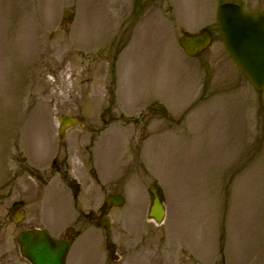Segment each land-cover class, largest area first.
Listing matches in <instances>:
<instances>
[{
  "label": "rangeland",
  "instance_id": "374dc122",
  "mask_svg": "<svg viewBox=\"0 0 264 264\" xmlns=\"http://www.w3.org/2000/svg\"><path fill=\"white\" fill-rule=\"evenodd\" d=\"M150 1L127 0L121 9L124 13L128 12L130 17H133L132 11L134 15L137 11L143 15H153L158 11H164L168 15L173 13L181 18L178 21L179 26L184 23L183 27L193 30L201 24L210 23L211 20L214 22L215 10L220 4L238 3L253 9L264 6V0H162L161 4H155L157 7H149ZM165 1L172 5V11L164 5ZM109 4L111 7L120 6L117 0H0L1 159L4 148L11 147L16 140L20 145L22 137L25 139L23 144L30 152L39 150L43 153L48 135L57 130L52 105L60 107L59 114L74 112L70 108L71 103H68L72 99L67 98L76 96L77 85L81 83L100 87L103 69L92 71L91 61L94 59L103 66L105 59L106 67L107 60L111 57L105 40V25H101L99 20L107 15L105 12L108 11ZM64 11H72L74 15L68 26L66 41L57 42L54 34L49 37L52 34L48 32L49 29L42 35L43 44L47 45L43 48H47L48 55L47 52L44 55H35L39 48L38 45H32V37L38 44L44 31L40 25L51 26ZM109 21L119 24L124 23V18L116 16ZM155 30L159 35L157 40L150 35L149 30L136 28L134 32L141 40L144 35L148 37L144 42L138 39L135 46L131 44L127 47V55L131 52L128 60L126 56L120 57L121 51L116 53V60L113 58L110 83L114 91L112 95L116 99L112 105L115 108L113 112H122L121 109L125 108L126 101H122L131 94L132 86L133 91L136 90L137 83L134 82L140 80V68L147 76L141 84L158 86L160 82L157 85L156 80L161 78L160 91L154 94L157 96L159 92V99L171 111V117L154 121L156 135L153 137L154 142L149 144H143L141 139L144 140V135L140 139L139 133H146L147 125L153 121L140 122L139 118L135 125L125 124L124 121L128 120L124 117H118L117 122L114 120L110 134L114 139V155L119 161L115 165L108 161L107 165L108 159L113 161V143L112 140L109 142L108 136L100 139L101 147H95L92 157L99 170L100 182H109L110 171V179L117 188L115 191L124 193L120 189L122 181L127 176H132L133 170L127 162L130 159L128 149L124 145H117L116 141L126 133L132 137V131H135L139 146L136 159L151 165H147L149 169L145 172L154 175L164 193L165 222L160 230L152 231L149 238L150 247L160 244L158 248L164 255L158 264H172L177 259L176 249L170 247L171 243L178 245V249L183 246L185 251L188 250L190 256L184 259L190 260V263L194 261L193 264H264V91L258 93L253 90L222 47L218 50L215 45L209 47L200 59L185 58L176 52L178 48L174 36L170 34V37L158 27ZM209 30L217 40L216 29L212 27ZM178 32L180 28L177 29ZM72 41L80 43V46L76 45V51L70 50L69 55L66 52L62 54L64 49L66 51L67 44ZM78 51L86 59L84 62L87 68L82 65L83 59ZM161 53L163 54L160 56ZM181 63L196 67L203 88L194 110L187 114H181L187 107L183 103L186 89L193 87L191 97H196L199 90L196 79L187 85L177 83L181 81L178 69ZM167 78L172 82L165 87L163 83ZM45 86L46 89L43 90ZM47 90L49 101L42 93ZM171 97L174 101L170 100ZM165 98L168 99L167 103ZM178 98L182 102H178ZM116 101L122 106L115 107ZM93 107L91 104L90 112H93ZM82 109L87 111L88 106L83 105ZM152 111L157 115L161 114L157 108ZM177 116L182 119L175 122ZM108 117L114 118V114H109ZM159 128L161 131L158 134ZM163 128H171L173 131L163 132ZM84 140L89 142L87 136ZM62 142L63 140H59L60 144ZM167 146L172 149L171 159L170 155L166 158L165 151L170 150ZM99 150L101 155L98 154ZM169 164L178 167L170 168ZM163 165L166 167L163 168ZM123 166L126 175L122 173ZM190 182L191 186L188 185L187 188V183ZM84 185L86 192L83 193V198L86 201L93 198L90 193L93 192L90 177L85 179ZM53 187L50 192H43L41 189L34 196L38 199L28 198V210L34 225L42 226L49 233L57 231V228L66 233L75 218L76 211L71 205L74 201L68 191L52 192ZM139 189L141 191L132 193L131 199H145L142 187ZM23 190L25 188L19 185L18 191ZM199 195L203 196L200 207L206 214L205 217L197 215L199 222L195 227L193 220L196 216L190 218L187 214L193 213L190 211L192 204L194 205L192 200ZM10 203L9 200L0 199V264H26L16 252L13 241H16V234L20 230L31 225V215L26 212L23 222L19 225L11 224L8 216ZM196 203L198 200H195ZM143 207H146L145 201ZM23 208L25 210V206ZM128 211L130 212L129 208ZM117 213L119 218L120 214L124 218L127 213L126 205L122 212L121 208L117 209ZM180 220H184L182 226L188 223L187 228L180 226ZM76 225L79 227V224ZM106 238L122 241L124 237L121 224H114L109 232L96 227L87 228L81 239L70 247L66 264H102ZM181 240L186 243L183 244ZM143 255L149 256L145 252ZM182 256L184 254L178 253L177 261L182 263Z\"/></svg>",
  "mask_w": 264,
  "mask_h": 264
},
{
  "label": "water",
  "instance_id": "95a60500",
  "mask_svg": "<svg viewBox=\"0 0 264 264\" xmlns=\"http://www.w3.org/2000/svg\"><path fill=\"white\" fill-rule=\"evenodd\" d=\"M218 31L227 53L256 91L264 89V12L245 10L225 3L216 11ZM209 39L183 37L181 46L188 54L204 49ZM150 215L160 221L163 210L155 197ZM21 254L31 264H65L68 245L54 242L38 231L19 235Z\"/></svg>",
  "mask_w": 264,
  "mask_h": 264
},
{
  "label": "flooded vegetation",
  "instance_id": "af4514ba",
  "mask_svg": "<svg viewBox=\"0 0 264 264\" xmlns=\"http://www.w3.org/2000/svg\"><path fill=\"white\" fill-rule=\"evenodd\" d=\"M10 142H12V139H10ZM69 164H68V157L65 155L64 158L60 159L59 166H55L54 169L51 172V178L57 176L59 181L63 185V189H68L69 193L73 196L72 199L74 203L72 204V208L74 211H76V224L79 223V219L77 218V214L81 215L85 220L86 223H93V224H101L102 219L105 215L108 214V208L104 202H101L98 206L94 203L93 199H89L85 205L87 207L86 212L81 213V208L78 205L77 196L79 194V186L76 184L74 179L69 177ZM29 174L33 173V170L28 167L27 165V159L22 157V151L19 150L17 140L12 144L11 147H8L7 149H4L3 152V159L0 163V199H5L11 201L10 203V209L8 211L9 221L11 224L19 225L21 222L24 221L25 216L23 217V220L20 222H15L14 219L17 218L19 211L22 210L23 206L26 205L23 194H25L23 191H18V186L25 188V190L28 189V191L31 190V186L27 180H23L22 176L23 174ZM24 184L26 187H24ZM63 191L62 193H64ZM32 227V224L29 226L24 227V229H29ZM77 233L65 236H61L63 239H67L70 242L73 240V237H75ZM133 247V249H131ZM158 247L160 248V244H158ZM115 249V246L112 245L108 240L106 243V250L107 252H111ZM122 252L123 258L125 259L126 264L128 261H133L136 259L138 262L143 258V252L141 251V248L139 246V242H132L130 241L123 249L120 250ZM155 253V252H154ZM135 255L136 258L133 256ZM156 256L154 255L153 258ZM150 257L149 259H151ZM109 259V254H108Z\"/></svg>",
  "mask_w": 264,
  "mask_h": 264
}]
</instances>
